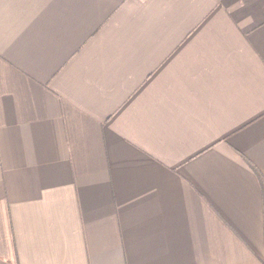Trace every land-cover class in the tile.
I'll list each match as a JSON object with an SVG mask.
<instances>
[{
  "label": "crops",
  "instance_id": "0c3cea01",
  "mask_svg": "<svg viewBox=\"0 0 264 264\" xmlns=\"http://www.w3.org/2000/svg\"><path fill=\"white\" fill-rule=\"evenodd\" d=\"M264 0H0V264H264Z\"/></svg>",
  "mask_w": 264,
  "mask_h": 264
},
{
  "label": "trees",
  "instance_id": "16d2710c",
  "mask_svg": "<svg viewBox=\"0 0 264 264\" xmlns=\"http://www.w3.org/2000/svg\"><path fill=\"white\" fill-rule=\"evenodd\" d=\"M255 172H256V174L259 177V182H261V187H262V191H263L262 194H264V181H263V178L260 176V174H259V172L257 170H255Z\"/></svg>",
  "mask_w": 264,
  "mask_h": 264
}]
</instances>
